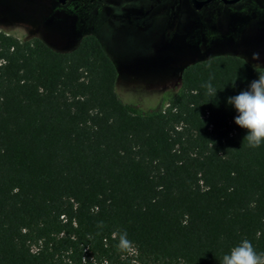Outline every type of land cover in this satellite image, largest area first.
<instances>
[{
	"label": "trees",
	"instance_id": "trees-1",
	"mask_svg": "<svg viewBox=\"0 0 264 264\" xmlns=\"http://www.w3.org/2000/svg\"><path fill=\"white\" fill-rule=\"evenodd\" d=\"M258 75L213 53L144 108L95 34L58 50L0 30V264H221L244 239L264 264V141L227 103Z\"/></svg>",
	"mask_w": 264,
	"mask_h": 264
},
{
	"label": "rangeland",
	"instance_id": "rangeland-1",
	"mask_svg": "<svg viewBox=\"0 0 264 264\" xmlns=\"http://www.w3.org/2000/svg\"><path fill=\"white\" fill-rule=\"evenodd\" d=\"M84 1L0 0V30L20 39L40 37L58 50L95 34L118 61L116 91L124 101L144 108L177 89L181 67L196 59L232 53L264 65V37H162V25L136 30L113 18L118 10L108 5L110 0Z\"/></svg>",
	"mask_w": 264,
	"mask_h": 264
},
{
	"label": "flooded vegetation",
	"instance_id": "flooded-vegetation-1",
	"mask_svg": "<svg viewBox=\"0 0 264 264\" xmlns=\"http://www.w3.org/2000/svg\"><path fill=\"white\" fill-rule=\"evenodd\" d=\"M110 1L118 10L113 18L136 30L162 25V37H264V0Z\"/></svg>",
	"mask_w": 264,
	"mask_h": 264
},
{
	"label": "clouds",
	"instance_id": "clouds-1",
	"mask_svg": "<svg viewBox=\"0 0 264 264\" xmlns=\"http://www.w3.org/2000/svg\"><path fill=\"white\" fill-rule=\"evenodd\" d=\"M258 59V53H252ZM211 90V85L206 84ZM216 92V91H215ZM236 115L233 121L239 127L246 129L243 140L251 147H257L264 141V75L249 82L246 89L227 97ZM128 244L126 233H121L118 246ZM260 255L253 249L250 241L244 239L224 254L221 264H258Z\"/></svg>",
	"mask_w": 264,
	"mask_h": 264
},
{
	"label": "water",
	"instance_id": "water-1",
	"mask_svg": "<svg viewBox=\"0 0 264 264\" xmlns=\"http://www.w3.org/2000/svg\"><path fill=\"white\" fill-rule=\"evenodd\" d=\"M61 2H63L64 0H60Z\"/></svg>",
	"mask_w": 264,
	"mask_h": 264
}]
</instances>
